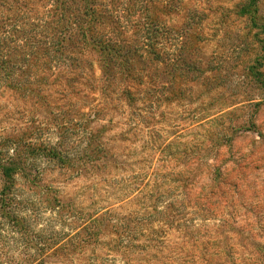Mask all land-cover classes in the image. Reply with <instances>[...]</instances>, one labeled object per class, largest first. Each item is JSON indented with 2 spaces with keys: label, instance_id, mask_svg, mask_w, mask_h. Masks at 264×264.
Returning <instances> with one entry per match:
<instances>
[{
  "label": "trees",
  "instance_id": "16d2710c",
  "mask_svg": "<svg viewBox=\"0 0 264 264\" xmlns=\"http://www.w3.org/2000/svg\"><path fill=\"white\" fill-rule=\"evenodd\" d=\"M0 264H264V0H0Z\"/></svg>",
  "mask_w": 264,
  "mask_h": 264
},
{
  "label": "rangeland",
  "instance_id": "374dc122",
  "mask_svg": "<svg viewBox=\"0 0 264 264\" xmlns=\"http://www.w3.org/2000/svg\"><path fill=\"white\" fill-rule=\"evenodd\" d=\"M112 134H114V132L111 133V135H112ZM245 141H246V139H242V140H240L239 143H242V142H245ZM120 176L123 177V178L125 179V173L121 174ZM66 190H67V192H70V189H66ZM110 191H111V192H109L110 196H109V198L107 197V199H109V202L107 201L108 203L103 204L102 206H107V205H109V204L114 203V201L111 199V196H112V194H114V192H113V190H110ZM109 194H107V195H109ZM105 200H106V198H105Z\"/></svg>",
  "mask_w": 264,
  "mask_h": 264
}]
</instances>
